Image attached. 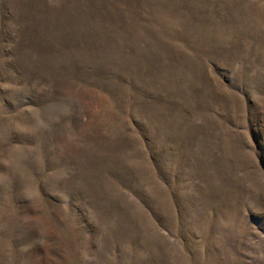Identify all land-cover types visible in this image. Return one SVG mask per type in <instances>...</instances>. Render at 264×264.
<instances>
[{"label": "rangeland", "instance_id": "374dc122", "mask_svg": "<svg viewBox=\"0 0 264 264\" xmlns=\"http://www.w3.org/2000/svg\"><path fill=\"white\" fill-rule=\"evenodd\" d=\"M0 264H264V0H0Z\"/></svg>", "mask_w": 264, "mask_h": 264}]
</instances>
